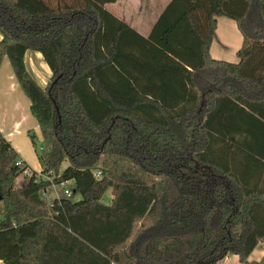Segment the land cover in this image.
I'll list each match as a JSON object with an SVG mask.
<instances>
[{"label": "trees", "instance_id": "1", "mask_svg": "<svg viewBox=\"0 0 264 264\" xmlns=\"http://www.w3.org/2000/svg\"><path fill=\"white\" fill-rule=\"evenodd\" d=\"M116 1L0 0V67L7 56L43 138L27 174L0 132V260L250 264L264 242V0H170L148 35ZM218 16L243 35L238 62L210 53ZM27 50L52 71L45 88ZM66 180L71 197L48 202Z\"/></svg>", "mask_w": 264, "mask_h": 264}, {"label": "crops", "instance_id": "2", "mask_svg": "<svg viewBox=\"0 0 264 264\" xmlns=\"http://www.w3.org/2000/svg\"><path fill=\"white\" fill-rule=\"evenodd\" d=\"M169 1L117 0L111 3L115 5V9L110 11L118 17L125 19L142 35H148L153 24ZM151 14H153V23L148 25L147 31H142L143 25L141 24H145L146 20L151 19L148 18ZM128 17L137 22L131 21V23L128 21ZM220 28L225 29V33L221 34ZM226 30L229 31L228 34H226ZM216 34L217 38L213 41L210 48L212 57L230 62H238L237 52L242 46L243 35L238 28L237 22L218 16ZM0 39H2L1 34ZM216 41L222 42L225 50L218 49L215 52L214 44ZM24 59L27 70L45 88L52 76V71L43 55L38 51L27 50ZM0 132L18 152L19 159L29 166V171H36L40 174L42 166L31 137V135H34V138H38V132H40L42 137L40 126L37 119L31 113L30 99L17 81L7 56L3 59L0 67ZM260 246H263V249L259 248ZM263 256L264 242H261L250 254L248 260L250 264H264L260 263ZM0 264H4L2 260H0ZM220 264L245 263H242L237 255H229Z\"/></svg>", "mask_w": 264, "mask_h": 264}, {"label": "rangeland", "instance_id": "3", "mask_svg": "<svg viewBox=\"0 0 264 264\" xmlns=\"http://www.w3.org/2000/svg\"><path fill=\"white\" fill-rule=\"evenodd\" d=\"M157 2V1H156ZM109 11L110 10H114L115 9V5L114 4H106V6H105ZM156 7V6H155ZM158 7H159V5H158ZM222 18H226V19H229V20H231L230 18H228V17H226V16H221ZM148 18H151V19H148V20H146V22H145V24L143 23V24H141V25H143V28H141V30L142 31H147V29H148V25L149 24H151V23H153L152 21V19H153V14H151ZM128 19V21H132V22H137L136 20H133L132 18H130V17H128L127 18ZM131 22V23H132ZM135 25H136V23H134ZM228 30H226V34H228ZM220 33L221 34H223V33H225V29H223V28H220ZM218 49H221V50H225V47H224V45L222 44V42H220V41H216L215 42V44H214V51L216 52ZM35 141H36V146H34L35 147V149H36V151H37V154L39 155L40 154V146L43 144V138L41 137V135H40V132H38V138H35ZM67 163L65 162V165H66ZM40 175V174H39ZM24 176H25V174H22L18 179H17V184H21L23 181H24ZM59 190L61 189V188H58ZM48 193H49V195L50 196H54V192H53V189H48ZM259 248H262L263 249V246H260ZM257 255V254H256Z\"/></svg>", "mask_w": 264, "mask_h": 264}, {"label": "built area", "instance_id": "4", "mask_svg": "<svg viewBox=\"0 0 264 264\" xmlns=\"http://www.w3.org/2000/svg\"><path fill=\"white\" fill-rule=\"evenodd\" d=\"M27 174H30V171H27ZM96 175H100V172H96ZM71 186H72V181L70 180H66V181H62L59 184H54L51 189H53L54 192V196H50L48 191L44 192V198L48 201L51 202L54 198H58L62 195L67 196V197H71L72 195V190H71ZM58 188H61L60 190Z\"/></svg>", "mask_w": 264, "mask_h": 264}, {"label": "water", "instance_id": "5", "mask_svg": "<svg viewBox=\"0 0 264 264\" xmlns=\"http://www.w3.org/2000/svg\"><path fill=\"white\" fill-rule=\"evenodd\" d=\"M57 79H58V78H57ZM57 79H56V80H57ZM56 80H55V81H56ZM57 110H58V112H59V109H58V107H57ZM1 199H2V197H1V195H0V200H1Z\"/></svg>", "mask_w": 264, "mask_h": 264}]
</instances>
